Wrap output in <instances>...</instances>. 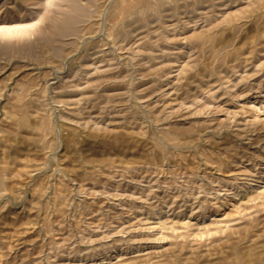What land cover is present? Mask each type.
Listing matches in <instances>:
<instances>
[{
  "label": "rangeland",
  "instance_id": "rangeland-1",
  "mask_svg": "<svg viewBox=\"0 0 264 264\" xmlns=\"http://www.w3.org/2000/svg\"><path fill=\"white\" fill-rule=\"evenodd\" d=\"M0 264H264V0H0Z\"/></svg>",
  "mask_w": 264,
  "mask_h": 264
},
{
  "label": "bare ground",
  "instance_id": "bare-ground-1",
  "mask_svg": "<svg viewBox=\"0 0 264 264\" xmlns=\"http://www.w3.org/2000/svg\"><path fill=\"white\" fill-rule=\"evenodd\" d=\"M137 1V0H136ZM139 1V0H138ZM129 2V1H128ZM143 2V1H142ZM126 3V2H125ZM130 3V2H129ZM144 3H145V0H144ZM124 4V3H123ZM125 6H126V8H127V5L125 4ZM123 7V6H122ZM143 7V6H142ZM160 7V6H159ZM220 8V7H219ZM150 9V8H149ZM156 9V8H155ZM122 10H123V12L125 11L124 10V7L122 8ZM121 12V11H120ZM134 14V13H133ZM122 16H124V15H122ZM122 18V17H121ZM116 19H119V18H116ZM123 19V18H122ZM158 20V19H157ZM159 21V20H158ZM114 22H115V20H114ZM113 22V23H114ZM205 22V21H204ZM112 23V22H111ZM116 24V23H115ZM118 24V23H117ZM116 24V25H117ZM109 31V30H108ZM111 31V30H110ZM118 31V30H117ZM173 31V30H172ZM180 34V33H179ZM214 35V34H213ZM170 40V39H169ZM147 42V41H146ZM208 48V47H207ZM183 51V50H182ZM225 51V50H224ZM211 53H213L212 51H211ZM248 56V55H247ZM195 57V56H194ZM221 57V56H220ZM168 79V78H167ZM200 100V99H199ZM9 120V119H8ZM22 120V119H21ZM23 125V124H22ZM257 192H258V190H257ZM251 193V192H250ZM228 194V193H227ZM255 194V193H254ZM262 201V200H261ZM244 202V201H243Z\"/></svg>",
  "mask_w": 264,
  "mask_h": 264
}]
</instances>
